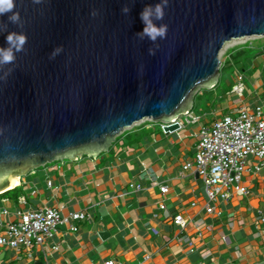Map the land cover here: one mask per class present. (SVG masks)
<instances>
[{
    "label": "water",
    "instance_id": "1",
    "mask_svg": "<svg viewBox=\"0 0 264 264\" xmlns=\"http://www.w3.org/2000/svg\"><path fill=\"white\" fill-rule=\"evenodd\" d=\"M156 2L16 0L22 26L0 17V47L7 32L27 37L0 65V193L54 160L96 157L143 119L178 129L168 124L217 84L222 48L264 36V0H168L165 37L140 39L138 13Z\"/></svg>",
    "mask_w": 264,
    "mask_h": 264
},
{
    "label": "crops",
    "instance_id": "2",
    "mask_svg": "<svg viewBox=\"0 0 264 264\" xmlns=\"http://www.w3.org/2000/svg\"><path fill=\"white\" fill-rule=\"evenodd\" d=\"M252 89L242 98L229 93L235 95L231 102L193 115L207 123L241 105H264V79L258 78ZM160 125L126 129L96 157L54 160L17 177L14 187L19 190L0 197V234L15 220L12 212L17 208H54L62 217L87 211L91 217L75 223L74 233L59 225L54 238L40 247L0 248V264L264 263V227L258 221L264 217V168L253 172L249 160L243 176L247 195L218 199L212 203L214 213L207 214L201 179L194 167L183 170L193 160L198 125L167 133ZM160 186L168 188L166 195H160ZM161 201L165 212L158 208ZM179 212L188 220L184 230L166 218ZM101 232L107 233L104 238ZM55 245L57 250L52 249Z\"/></svg>",
    "mask_w": 264,
    "mask_h": 264
},
{
    "label": "built area",
    "instance_id": "3",
    "mask_svg": "<svg viewBox=\"0 0 264 264\" xmlns=\"http://www.w3.org/2000/svg\"><path fill=\"white\" fill-rule=\"evenodd\" d=\"M257 38H264V36ZM227 58L228 54L221 62V66ZM243 81L244 76L237 71V80L231 88V93L238 98L243 96L245 88ZM160 124L162 130L167 125V123ZM174 124L178 125V129L185 125H198L195 135L197 145L193 160L191 163H186L183 170H190L194 167L201 179L206 197L205 211L207 214L214 213L212 203L218 199L227 201L233 194L247 195L243 176L248 170V161L253 160V172H259L264 168L263 104L252 108L241 105L236 110L207 123H200V117L193 115L190 111L168 125ZM47 185L50 186L49 181ZM129 188L136 191L142 190L140 185L134 184H129ZM159 192L160 195H166L168 188L160 186ZM191 205L194 206L193 203ZM158 208L165 212V203L159 202ZM7 213L8 211H3V214ZM12 216L15 220L6 223L0 234V248L14 251H28L34 247H40L45 241L54 238L57 227L61 224L67 225L69 231L74 233L78 230L75 223L89 220L91 217L87 211L70 213L62 217L54 208L35 210L17 208L12 212ZM166 218H170V221L181 230H184L188 224V220L180 212L172 216L166 215ZM258 221L264 227V217L260 216ZM52 249L57 250V245ZM104 264L114 263L108 261Z\"/></svg>",
    "mask_w": 264,
    "mask_h": 264
},
{
    "label": "rangeland",
    "instance_id": "4",
    "mask_svg": "<svg viewBox=\"0 0 264 264\" xmlns=\"http://www.w3.org/2000/svg\"><path fill=\"white\" fill-rule=\"evenodd\" d=\"M227 54L231 57L228 62L224 61L223 70L218 73L215 87L199 89L193 97V114L210 113L212 110H216L218 105L224 106L223 103L231 102L235 95L229 93L237 80V71L244 76L243 95L245 96L254 92L252 86L255 85L258 78L264 79V38L245 37L232 40L220 51L219 60L222 62ZM223 96H225L224 99L221 98ZM153 123L155 122L150 119H143L128 129L135 130Z\"/></svg>",
    "mask_w": 264,
    "mask_h": 264
},
{
    "label": "clouds",
    "instance_id": "5",
    "mask_svg": "<svg viewBox=\"0 0 264 264\" xmlns=\"http://www.w3.org/2000/svg\"><path fill=\"white\" fill-rule=\"evenodd\" d=\"M168 0H158L154 4L145 5L138 13L139 20L141 21L143 28L136 33V36L140 39L147 38L149 41L155 43L157 39H163L166 35L167 25L156 21H161L164 17V10L167 6ZM17 9L16 0H0V17H4L8 23L22 26L20 13ZM128 6L121 8V12L124 14L129 13ZM7 25L3 26L6 30ZM7 47H0V65L12 64L16 59V53L23 51V46L27 41V37L23 32H7L4 36ZM59 52V48L54 49L50 55V58H54ZM150 54L152 50H149ZM10 74V70L3 74L4 79Z\"/></svg>",
    "mask_w": 264,
    "mask_h": 264
},
{
    "label": "trees",
    "instance_id": "6",
    "mask_svg": "<svg viewBox=\"0 0 264 264\" xmlns=\"http://www.w3.org/2000/svg\"><path fill=\"white\" fill-rule=\"evenodd\" d=\"M231 56L228 54V58H227V60H226V62H228V59L230 58ZM223 70V64H222V66H221V69H220V71H222ZM219 71V72H220ZM231 90V89H230ZM193 108V107H192ZM19 190V187H14L13 189H10V190H7V191H5V192H3V193H0V197H4V198H6L7 196H9L10 194H12V193H16L17 191Z\"/></svg>",
    "mask_w": 264,
    "mask_h": 264
},
{
    "label": "bare ground",
    "instance_id": "7",
    "mask_svg": "<svg viewBox=\"0 0 264 264\" xmlns=\"http://www.w3.org/2000/svg\"><path fill=\"white\" fill-rule=\"evenodd\" d=\"M16 184H18V179L16 178L12 184L8 186L7 189H10L11 187H14Z\"/></svg>",
    "mask_w": 264,
    "mask_h": 264
}]
</instances>
